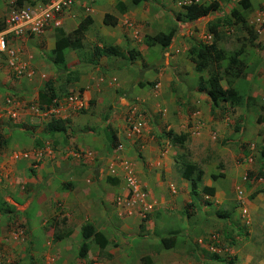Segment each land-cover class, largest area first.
<instances>
[{
	"label": "rangeland",
	"instance_id": "1",
	"mask_svg": "<svg viewBox=\"0 0 264 264\" xmlns=\"http://www.w3.org/2000/svg\"><path fill=\"white\" fill-rule=\"evenodd\" d=\"M39 1L0 0V23L10 11ZM134 1L110 0V3L114 4L121 15L127 13V16L135 20L145 18L139 20L141 23L134 24L140 28L138 38L144 36L143 57L140 55L139 59L132 62L115 57L113 61L107 59L106 62L103 57L110 56L100 55L98 51L109 46V41L100 38L99 36L103 37L100 32L105 29L109 30L107 36L115 35L116 28L100 24L96 28V25L90 23L83 32L79 45L66 50L67 62L58 65L54 56L47 53L39 56L47 59L50 70L44 68L40 72L32 67L36 72L31 77L34 84L32 87L37 88L28 91V96L44 92V84L50 80L55 92L62 96L89 88V109L71 115L72 119L69 118L67 124V138L60 134L49 135L46 126H24L8 119H4L2 123L0 119L1 162L5 161L4 157L8 159V155L14 151L43 152L39 161H17L6 165L13 167L9 177L19 180L16 190H9L8 184L1 182L0 174V264H98L96 257L105 253L93 242H89L86 257H78L83 240L81 232L85 226H92L102 234L107 241L106 247L112 250L109 253L111 256L106 258L107 262L100 261L99 264H231L232 258V264H264V180L257 179L259 173L264 174V156L261 155L264 150V123H258L253 117L246 121V126L242 121L237 132L240 139L232 141L233 145L230 141L220 143L219 150L223 147L228 157L223 160L225 165L219 163L221 159L215 160V163H207L206 167L216 169V175L225 171L224 178L216 180L223 191L220 193L222 201L219 202L216 197L211 198L213 196L206 195L199 189V196L192 198L193 202L186 207L184 213L179 212V216H173L175 219L167 217L161 211L155 212L161 202L148 198L143 205H151L152 209L145 213L139 203L130 205L120 200L125 192V175L119 167L123 161L132 167L142 193L148 196L140 172V165L144 161L141 162L138 157L140 154L136 143L147 136L152 138L150 131L144 128L143 136L135 138L131 135L133 138H128V142L132 144L117 152L109 149L108 142L104 139L105 127H114L109 115L111 113H108L111 108L109 104L123 96L135 98L134 93L143 82V76L156 74L153 71L161 68L163 53L162 49L154 51L157 43H152L151 38L172 29L185 31L191 27L192 39H197L195 42L200 44H203L205 33L211 34L213 41L215 35L216 49L221 50L224 56L207 70L198 72L194 68L205 82L210 69L214 68L224 78L227 58L237 53L243 63L245 77L233 80V76L238 73L236 70L225 79L233 81V87L241 92L246 88L248 94L251 84L256 87L258 93L253 99V107L256 114L261 116L264 109V32L258 34L256 26H260L257 22L259 17L264 19V6L244 11L239 4L240 0H208L204 6L210 1L215 2L209 13L190 20L185 11V6L189 5L188 0H138L139 3L135 5ZM122 7L125 8L123 13ZM127 7L132 11H126ZM232 12L243 18L246 24L237 22ZM85 19H81L78 24ZM248 27L251 31L246 32ZM64 29L66 27L62 28L63 31ZM73 30H68L65 34H71ZM125 42L119 49L129 51L128 42ZM188 59L191 60L190 54ZM49 71L52 72L51 76H47ZM222 85L227 87L225 81H222ZM0 91L4 97L24 100L18 94L21 91L15 92L13 88L5 87ZM125 114H128V109L121 115L127 128ZM244 114H247L246 110ZM143 123H147L145 112ZM245 133L249 140L242 142L241 138ZM127 137L128 135L125 139ZM102 139L105 143L101 153L97 147L100 146L98 141ZM119 140L122 141L121 138ZM158 143L160 142L157 145ZM196 158L203 160L200 154ZM110 165H114L116 171L108 175L106 170ZM31 178L37 183L22 187V181ZM113 178L116 180L109 183L108 180ZM239 190L245 198L248 211L246 218L238 210ZM30 193H35V198L43 196L42 200L29 202ZM42 204L41 214H37L36 210ZM20 207L26 211L22 213ZM28 210L32 221L25 216ZM218 214H226L228 218H219ZM151 218L162 219L164 224L155 228L149 222ZM42 223H45L44 229H40L39 237L30 245V227ZM150 227L153 229L148 231ZM67 232L71 235L65 240L66 250L55 249L53 244L45 246V236L55 238L57 234ZM164 236L174 238L172 249L165 250L162 247L160 240ZM16 242L19 243L18 246L15 245Z\"/></svg>",
	"mask_w": 264,
	"mask_h": 264
},
{
	"label": "crops",
	"instance_id": "2",
	"mask_svg": "<svg viewBox=\"0 0 264 264\" xmlns=\"http://www.w3.org/2000/svg\"><path fill=\"white\" fill-rule=\"evenodd\" d=\"M248 1L251 8L256 9L259 5L264 6V0ZM126 11L131 12L132 9L127 7ZM73 12L74 18H68L63 22L62 27H66L64 32L71 29L75 30L81 19L87 17L91 20L92 24L96 25V28L98 24L104 27V16L109 14L117 19V24L114 26L116 28L115 35L107 36L109 30L104 29L100 32V34L103 33V37H99L109 41V46L118 48H121L122 44H125V41H127L129 51H138L142 57L144 56V36L138 38L137 34L140 28L134 24L141 23L139 20L142 21L145 18H138V20H135L131 16H127V13L121 15L114 7V4L110 3V0H98L90 4L88 13L83 11L80 7H76ZM190 30L191 27L185 31L178 30L171 44L166 49H162L161 46L157 44L156 47H154V51L162 49L163 53V64L161 68L159 70H151V72L153 71L156 73L154 75L143 76V83L145 85L143 87H138L134 93L135 98H127L125 96L118 100H116V98L112 101V104H109L111 108L108 112L111 113L109 115L114 122L113 130L116 132L118 141H120L119 138H121L122 141L120 142H122L123 147L126 148L132 143L128 142V137L125 139V136L128 135V129L121 115L127 111L128 106L132 104V102L137 101L140 103L139 106H141V110L145 112V117L147 119L146 130L150 131L152 134V138L147 136V138L142 141L138 140L139 142L136 143L141 149L137 147L138 153L140 154L138 157L141 159V162L144 161V164L140 165L142 170L140 171L142 173L141 178H144L149 200H154L157 203L161 202V206L158 205L155 212L160 213L161 211L162 214H166V216L170 218L179 216V212L181 214L184 213L186 207L193 202L192 198H190V184L182 177L184 165L188 163L190 165H195L204 172L198 190L204 187H212L215 189V192L211 198L216 197L219 199V202L222 201L220 193L223 191L218 186L219 182L211 178L212 175L216 174V169H210L206 167V165L210 161L215 163V160L221 159L219 163L224 166L225 163L223 160L228 157L223 147L219 150V148H221L220 143H227V141H230V144L233 145L232 141L240 139L237 132L241 122L243 121L242 124L246 126V121L248 119L253 117V119L257 120L258 117L254 111V104L252 101H249V105L247 106H233L230 103H219L217 106H212L207 96V90L199 89L197 79H199L200 75L194 69L195 65L188 59L190 43L197 41V39H192V32ZM55 41L56 33L53 29L47 30L40 36L24 39L21 43L24 59L30 63L33 68H36L38 71L40 70V72H42L44 68L50 70L51 68L47 63V59H43L39 55L52 53ZM103 58L106 62L107 59L111 61L115 59L114 56ZM64 61L67 62L66 56ZM153 68L154 66H152V69ZM51 73L52 72L49 71L47 76H51ZM32 83V81H12L6 68L2 65L0 66L1 90L5 89V87L13 88L15 91H21V93H18L19 96L23 97L22 94H24V101H34L37 94L34 95L33 93L31 96H28V91H33L37 88L32 87L34 85ZM257 93L256 87L251 84L248 94L250 96L249 98L252 100L255 99ZM86 94L90 98V91H86ZM4 96L5 95L0 91V101ZM114 102L115 104H113ZM244 110L247 111L246 115L244 114ZM262 115L264 118V111ZM15 123L22 124L19 122ZM30 126L35 125L31 124ZM195 131H197V135H194ZM168 132H171L174 137L180 135L186 136L185 142L181 145L175 144L172 142V138L167 137ZM155 136H158V138ZM104 139L98 141L100 146L97 147V149L100 148L101 153L103 152L102 148L105 143ZM248 140L247 133L243 134L241 141L246 142ZM157 142H160L158 143L160 147L157 145ZM164 143L167 145H164ZM219 153H221L220 156L217 155ZM197 154H200L203 160L196 158ZM220 170H223V168ZM2 173L4 174V172ZM221 173L225 176V171H221ZM7 175L3 178L4 182L8 184L9 190H16L18 187V178L9 177L7 179ZM33 183H37L33 178L24 179L22 181V187L25 188V186ZM22 187H20V190ZM30 194L31 198L29 202L35 199L39 201L42 200L43 196L35 198V193ZM193 198L195 199L196 196ZM10 202L14 204L11 200ZM42 206L43 204L36 210L37 214H41L40 208ZM23 208H25V206ZM23 208H21L22 213L26 211ZM156 215L159 216V214ZM25 216H28L30 221H32L29 210ZM149 222H152L155 228L164 224L162 219L158 220L157 218H151ZM175 223H179V221H175ZM44 227L45 223L30 227V245H33L32 243L39 237L40 229L42 230ZM150 229L153 228H148V231H150ZM70 235L56 243L53 237L47 238V236H45L43 241H45V246L53 244L55 249L61 248L66 250V241L70 238ZM168 237L169 236H164L162 238ZM17 244L19 243L16 242L15 245L18 246ZM211 250L213 251L212 248ZM111 251L110 248L106 247L104 249L105 254L100 253V257H96V259H98L99 263L100 261L107 262L106 258L111 256ZM17 252L19 251L17 250ZM217 254H219V252ZM84 264H87V262Z\"/></svg>",
	"mask_w": 264,
	"mask_h": 264
},
{
	"label": "trees",
	"instance_id": "3",
	"mask_svg": "<svg viewBox=\"0 0 264 264\" xmlns=\"http://www.w3.org/2000/svg\"><path fill=\"white\" fill-rule=\"evenodd\" d=\"M137 3H139V1L135 0L134 5ZM34 4H36V2L31 3V5ZM214 4L215 2H211L205 6L204 4L202 5L189 4L188 6H185L186 15H188L190 20H196L197 18L203 15H207L210 11L211 5ZM239 4L244 11H247L248 9L251 8L248 0H240ZM121 12L122 13L125 12L124 7H122ZM232 14L237 18V22H240L243 25L246 24L243 18L239 17L237 13L232 12ZM90 23L91 20L89 18H86L81 24H79L77 29L74 30L71 34H65L62 30H56L55 32L56 41L54 44L52 55L54 56V60L58 65L64 64L65 52L68 48L77 47L79 45L83 32L85 31L87 25ZM103 24L106 26L114 27L117 24V19L109 14H106L103 19ZM2 28H3V24L0 23V31L2 30ZM177 31L178 30L172 29L168 31V33H158L157 35L151 38V41L152 43L159 44L162 49H166L171 44L173 37L177 33ZM249 31H251V29L248 27L246 29V32ZM191 44L192 47L190 46L191 48L189 50V54L191 55L190 61L195 65V69L198 72L209 69L210 65L212 64L216 65L220 61V58L224 56V53L221 50L216 49L215 35H214V41H212V43L209 45L200 44L198 42H193ZM98 54L103 56H114L122 60H126L128 62L135 61L136 59H139L141 57L138 52H134L133 50L123 51L118 47H113V46H107L99 50ZM238 57L239 55L235 53L234 56H230L227 58V65L223 71L224 78L220 75L219 70L217 68L210 69L209 77L206 82L201 77H199L198 79L199 89L207 90V96L212 106H217V104L219 103H230L233 106H247L249 105L248 104L249 101L253 102V100L249 98L250 96L248 95V91L246 93L247 90L246 88L241 92L240 89L233 87V83H234L233 81H229L225 79V78H229L232 75L231 73H233V71L236 70L238 73L233 76V80H238L245 77V75L243 74L244 71L243 63L239 60ZM222 81L226 82L227 85L226 88H224V86L222 85ZM144 85L145 84L142 82L139 84V87H143ZM56 96L58 95L53 89V82L51 80L47 81L44 84V92L38 93V104L40 108L49 106L52 103V101L56 98ZM68 120L69 119H55V120L52 119L46 125L47 133L51 136L57 134L65 136L67 133V124H69ZM257 122L264 123V118L262 114L261 116L257 117ZM104 136L106 141L108 142L109 149L112 148L113 150H115L119 146V141L116 132L110 126L105 127ZM65 137L67 138V135ZM167 137L172 138V142L178 145L183 144L186 140V136L180 135L174 137L172 136L171 132L167 133ZM261 155L264 156V150L262 151ZM183 169L184 170L182 177L190 184V198L198 196V188L199 185H201L204 172L200 168L196 167L195 165H190L189 163L185 164ZM223 177H224L223 174H219V175L214 174L211 176V178L214 181H216L218 178H223ZM259 178H262L264 180V174L262 172L257 175V179ZM115 180L116 178H113L111 180H108V182L111 183V181L113 182ZM202 192L205 193L206 195L213 196L215 189L212 187H204L202 188ZM218 217L226 218V219L228 218L226 214H218ZM69 235H70L69 232H67L66 234L59 233L56 235L55 238H53V240L56 243L66 237H69ZM81 235L83 240L78 252L79 258H84L88 254L89 242L95 243V245L100 250H104L107 245V241L105 237L99 232H97L92 226H85L82 229ZM173 243H174L173 237L161 239V245L166 250L172 249ZM213 257L214 260L217 259L215 255ZM233 260L234 258L230 260L231 264Z\"/></svg>",
	"mask_w": 264,
	"mask_h": 264
},
{
	"label": "built area",
	"instance_id": "4",
	"mask_svg": "<svg viewBox=\"0 0 264 264\" xmlns=\"http://www.w3.org/2000/svg\"><path fill=\"white\" fill-rule=\"evenodd\" d=\"M98 0H45L34 5H27L12 10L2 20L3 28L0 31V64L4 65L11 75L17 78L31 76L30 67L22 59L21 43L29 36H38L48 29H56L62 26L66 15H71V9L75 5L85 7L88 12L89 5ZM208 0H188L189 4L202 5ZM260 17L257 21L260 26H256L257 33L264 32V19ZM263 27V28H262ZM213 36L205 33L202 43L211 44ZM90 98L83 93H74L64 97L62 100H54L47 107L40 108L36 102H21L16 98H5L0 101V119H8L12 122L24 123L27 125H46L52 119H66L72 114L85 111L89 108ZM136 106L129 109V132L136 137L143 136V129L146 128L143 118ZM197 134V133H194ZM44 148V147H43ZM121 149V147H119ZM48 148L45 149L47 151ZM42 151L22 152L14 151L8 155L9 162L17 161H39L42 158ZM90 156V154H88ZM111 174L115 173V166H108ZM120 169L125 175L126 191L121 196V201L130 205L144 203L145 195L134 179L132 167L128 162L120 163ZM3 167L0 166V170ZM238 210L246 218L248 211L245 198L241 190L237 191ZM145 210L151 209L150 205H143Z\"/></svg>",
	"mask_w": 264,
	"mask_h": 264
},
{
	"label": "clouds",
	"instance_id": "5",
	"mask_svg": "<svg viewBox=\"0 0 264 264\" xmlns=\"http://www.w3.org/2000/svg\"><path fill=\"white\" fill-rule=\"evenodd\" d=\"M42 1H45V0H42ZM39 2H41V1H39ZM212 1H210V2H208V3H211ZM95 3V2H94ZM204 4V3H203ZM76 7H80L83 11H86V9H85V7H83V6H81V5H75V6H73V8L71 9V11L70 12H72L71 13V15L69 16V15H66V18H64V21L65 20H67L68 18H74V9L76 8ZM18 9V8H17ZM11 12V11H10ZM87 12V11H86ZM88 13V12H87ZM87 15V14H86ZM88 18V17H87ZM63 21V22H64ZM62 26H63V24H62ZM59 27V28H56V29H53L55 32H56V30H62V28L63 27ZM78 26H79V24H78ZM77 26V27H78ZM77 29V28H76ZM75 29V30H76ZM49 30V29H48ZM47 31V30H46ZM45 31V32H46ZM63 31V30H62ZM74 31V30H73ZM72 31V32H73ZM64 32V31H63ZM71 32V33H72ZM65 33V32H64ZM42 35V34H41ZM38 36H40V35H38ZM29 37H33V36H29ZM66 53V52H65ZM22 54H23V52H22ZM52 54V53H51ZM22 59H23V61L25 62V63H27L28 64V66L30 67V72L32 73V75L31 76H27V75H25V76H22V77H20V78H17L16 77V75H11L10 74V72L8 71V69L4 66V65H2V64H0V66L2 65V66H4L5 68H6V70L8 71V75H9V77L11 78V80L12 81H15V82H22V81H31V77H33L35 74H36V72H34L33 70H32V66L30 65V63H28L25 59H24V55H23V57H22ZM34 69V68H33ZM15 91V90H14ZM86 91H89L88 90V88H84L83 90H81V91H77V92H75V93H83V92H86ZM16 92V91H15ZM71 94H74V93H70L69 95H71ZM57 95L58 96H56V98L54 99V100H62L64 97H66V96H62V95H59L58 93H57ZM68 96V95H67ZM10 97V96H9ZM9 97H4L3 99H5V98H9ZM21 97V96H20ZM12 98H15V97H12ZM23 98V97H22ZM2 99V100H3ZM16 99H18V98H16ZM24 99V98H23ZM1 100V101H2ZM18 100H20V99H18ZM53 100V101H54ZM52 101V102H53ZM21 102H36V103H38V95H37V97L35 98V100L33 101H30V100H28V101H24V100H22ZM52 104V103H51ZM89 104H90V101H89ZM132 106H136L137 107V109L140 111L139 113L141 114V116H142V118H143V111L141 110V108H139V104H138V102L137 101H134V102H132V104H130L129 106H128V114H125V116H124V120L126 121V123H127V132H128V138L130 139V138H133V137H131V134H129L130 132H129V125H128V119H129V109H130V107H132ZM89 109V108H88ZM86 111V110H85ZM81 112H84V111H81ZM80 112V113H81ZM77 114V113H76ZM72 119V116L70 115L68 118H66V119ZM1 121H2V123H3V119H1ZM13 123H15L14 121H13ZM15 124H17V123H15ZM21 125H27V124H24V123H22ZM47 125V124H46ZM46 125H39V126H46ZM28 126V125H27ZM30 126V125H29ZM145 126H146V124H145ZM194 133H197V131H195ZM130 135V136H129ZM118 138V137H117ZM125 138H126V136H125ZM119 147H121V149H119ZM124 147H123V144H122V142H120L119 141V146L114 150L115 152H117V150H122ZM111 150H113V149H111ZM27 152V151H26ZM88 155V154H87ZM90 156H91V154H90ZM247 159V158H246ZM245 159V160H246ZM4 160L5 161H3V162H1L0 161V166H2V164H4L2 167H3V169L2 170H0V174H2V176H1V182L2 181H4V176L5 175H7V174H9V173H11V172H9V171H11V170H13V167L11 166V165H9V166H6L8 163H15V162H9L8 161V159H5V157H4ZM244 160V161H245ZM24 161V160H23ZM27 161V160H26ZM132 169V168H131ZM2 172H4V174L2 173ZM106 172H107V174L108 175H110V173H109V171H108V169L106 170ZM132 172H133V176H134V171H133V169H132ZM7 173V174H6ZM124 175V174H123ZM115 177H117V176H115ZM9 178V175H7V179ZM134 179L137 181V183H139V181L137 180V178H136V176H134ZM123 180H124V185H125V191H126V182H125V179L123 178ZM125 193V192H124ZM123 193V194H124ZM149 197L147 196V194H145V198L143 199V201L146 203L148 200ZM139 203V202H138ZM134 205V204H133ZM138 205H140L139 207H141L144 211H145V213H149V211H151V209H152V206L150 205V207H151V209H148V210H145L144 209V206H143V203H139ZM147 205V204H146ZM107 246V245H106ZM106 248V247H105Z\"/></svg>",
	"mask_w": 264,
	"mask_h": 264
}]
</instances>
